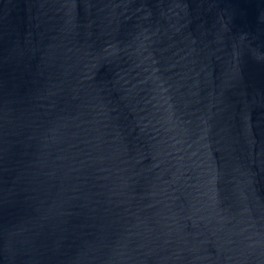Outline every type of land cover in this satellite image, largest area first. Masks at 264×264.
Segmentation results:
<instances>
[{
	"label": "water",
	"instance_id": "obj_1",
	"mask_svg": "<svg viewBox=\"0 0 264 264\" xmlns=\"http://www.w3.org/2000/svg\"><path fill=\"white\" fill-rule=\"evenodd\" d=\"M0 264H264V0H0Z\"/></svg>",
	"mask_w": 264,
	"mask_h": 264
}]
</instances>
